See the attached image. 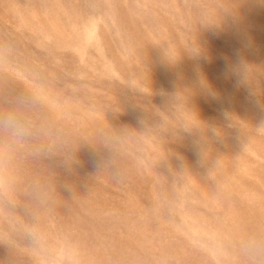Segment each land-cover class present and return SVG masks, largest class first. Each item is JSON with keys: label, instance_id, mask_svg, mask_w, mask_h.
I'll list each match as a JSON object with an SVG mask.
<instances>
[{"label": "rangeland", "instance_id": "obj_1", "mask_svg": "<svg viewBox=\"0 0 264 264\" xmlns=\"http://www.w3.org/2000/svg\"><path fill=\"white\" fill-rule=\"evenodd\" d=\"M0 75V264H221L264 197V0H0Z\"/></svg>", "mask_w": 264, "mask_h": 264}, {"label": "bare ground", "instance_id": "obj_2", "mask_svg": "<svg viewBox=\"0 0 264 264\" xmlns=\"http://www.w3.org/2000/svg\"><path fill=\"white\" fill-rule=\"evenodd\" d=\"M1 75H2V73H1ZM1 75H0V78H2V80L0 79V81L6 80V79H3V77H2L4 75H2V76ZM9 82L10 81H8L7 83H9ZM0 107H1V104H0ZM1 109H3V108L1 107ZM241 135L243 138H248L250 136V135H247L245 133H243V134L241 133ZM246 153H247V151H246ZM241 161H242L241 163L244 166L242 167V169H241L242 171L240 172V174H237L238 184L236 187V191L231 192L230 187L228 190L227 189L224 190L228 199L234 200L235 205H234V211L232 213H229L227 218L225 219V222L223 225V227H224L223 232H222V235L220 236L219 250H220V254L222 255L220 262H221V264H264V252H262V254L259 255L258 257H253L248 252L249 247L257 246V245H259L262 249H264V197L262 198L261 201L259 200L260 203L257 202L256 205L251 206V202H249V198H248V193H249V190L251 189L250 188L251 183L248 180L247 174L245 172H243L244 169L246 171L248 170V168H249L248 165L250 162H249L247 155L242 156V154H241ZM262 179H264V178L262 177ZM234 193H236V194H234ZM250 198L253 199V197H250ZM256 201H257V199H256ZM254 206H256V207H254ZM64 231H65V229H64ZM178 241H181V240L178 239ZM202 241H204V240H202ZM182 243H183V240H182ZM178 248L179 249H177L176 252H179L181 247L178 246ZM191 248H192V250H190ZM191 248L189 249L190 254H192L193 255L192 257L194 259H197V260H193L191 262L190 260L192 258H190V259L188 258L189 261L191 262L190 264H213V263H211V261L208 260L209 258L207 259L206 255L198 252L195 246H192ZM181 251H182V248H181ZM184 253L186 255L188 252L186 253L184 251ZM175 254H177V253H175ZM183 254H181V255H183ZM195 254L198 255V258H196L197 256ZM186 256L189 257V254ZM185 257L183 256L181 258V256H180V259L183 260L182 261L183 264H188L189 262L186 261L187 258L184 259ZM199 258H201V260H198ZM203 259H206L207 262H205V260H203ZM179 263H181V262H179Z\"/></svg>", "mask_w": 264, "mask_h": 264}, {"label": "clouds", "instance_id": "obj_3", "mask_svg": "<svg viewBox=\"0 0 264 264\" xmlns=\"http://www.w3.org/2000/svg\"><path fill=\"white\" fill-rule=\"evenodd\" d=\"M262 126H264V125H262ZM217 135H219V132H217ZM218 163H219L218 160L215 161L214 164H213V166L216 165V164H218ZM248 252H249V254L251 256L258 257L259 255L262 254V252H264V249H262L259 245H257V246L249 247Z\"/></svg>", "mask_w": 264, "mask_h": 264}]
</instances>
